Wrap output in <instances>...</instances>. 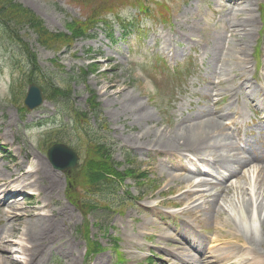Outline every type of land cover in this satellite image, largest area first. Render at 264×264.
Wrapping results in <instances>:
<instances>
[{"label":"bare ground","instance_id":"1","mask_svg":"<svg viewBox=\"0 0 264 264\" xmlns=\"http://www.w3.org/2000/svg\"><path fill=\"white\" fill-rule=\"evenodd\" d=\"M1 138V135H0ZM4 170V167L0 164V182L1 181H6L7 179L3 178V174L1 171ZM31 170L29 172L30 174V180L29 182L34 181V184L40 183L43 185V187L46 189L47 194L45 196L46 197H51L53 194H56L57 192H59V190L61 189V182L59 180L58 177H56L55 175H53L46 166L43 165L42 161H38V164L32 165L31 168L29 169ZM5 175V174H4ZM15 175V172H13L11 174ZM27 179V174H23L21 178L17 179V186L21 187L24 185V183L26 182ZM16 185V184H15ZM7 187L5 185H2L0 183V203L3 204L4 209H7L8 213L11 215H14L17 211L21 210L22 211V205H20L18 202H13L10 203L8 197H5V194L7 192ZM39 190V189H36ZM44 199L43 200H38L37 201V205L34 207H30L27 211H25L23 214L25 217H32V218H37L38 220L42 221L43 226L45 227H52L54 228L53 231L57 232V233H62L64 232L66 229L64 227V224H67L69 222L70 219V209H66L64 207L61 206L60 211L58 212H54V211H49L47 206H38L39 204H43L44 203ZM38 224H33V227H37ZM29 235V234H28ZM1 241V238H0ZM11 241H8L6 243H10ZM14 244H19V243H13L11 244L12 247ZM68 246V242L65 243V246ZM19 248H20V252L17 253H21L23 255V258L20 260L21 263L23 264H29V257H30V251L31 249H25V247L23 245L19 244ZM69 250V249H68ZM11 253V250H9L7 247H5V245H1L0 246V264H5V261H7L8 263L14 264L15 262L13 260L10 259L9 255H7V253ZM75 250L74 247L72 248V253H71V258H73L75 256ZM5 258L7 260H5Z\"/></svg>","mask_w":264,"mask_h":264},{"label":"rangeland","instance_id":"2","mask_svg":"<svg viewBox=\"0 0 264 264\" xmlns=\"http://www.w3.org/2000/svg\"><path fill=\"white\" fill-rule=\"evenodd\" d=\"M30 8L34 10V12L41 16L42 18L46 19L47 23L54 29H62L63 25L62 22L65 21V11L60 7L59 9L54 7V2L50 0H20ZM65 7H70L73 10L76 9L75 5L71 4V0H63ZM41 57L44 61L48 58H52V54H48L43 52ZM9 116L13 119V129L18 128L21 125V121L19 120L18 115L13 111L11 107H9L6 111ZM41 225V224H40ZM43 226V224H42ZM72 237L76 239L75 233L73 231ZM78 264H83V257H79Z\"/></svg>","mask_w":264,"mask_h":264},{"label":"clouds","instance_id":"3","mask_svg":"<svg viewBox=\"0 0 264 264\" xmlns=\"http://www.w3.org/2000/svg\"><path fill=\"white\" fill-rule=\"evenodd\" d=\"M121 16H127L128 15V11L127 10H123L120 13ZM109 21L113 20V15L111 13H109L106 17Z\"/></svg>","mask_w":264,"mask_h":264},{"label":"trees","instance_id":"4","mask_svg":"<svg viewBox=\"0 0 264 264\" xmlns=\"http://www.w3.org/2000/svg\"><path fill=\"white\" fill-rule=\"evenodd\" d=\"M38 26H39V24H38Z\"/></svg>","mask_w":264,"mask_h":264}]
</instances>
